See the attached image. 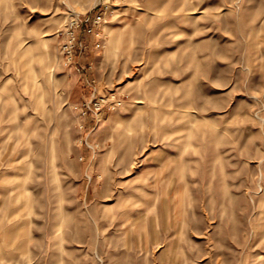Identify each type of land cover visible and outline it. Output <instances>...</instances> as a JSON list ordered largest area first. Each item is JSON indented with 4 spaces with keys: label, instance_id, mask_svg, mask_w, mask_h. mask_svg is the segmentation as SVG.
Returning <instances> with one entry per match:
<instances>
[{
    "label": "rangeland",
    "instance_id": "rangeland-1",
    "mask_svg": "<svg viewBox=\"0 0 264 264\" xmlns=\"http://www.w3.org/2000/svg\"><path fill=\"white\" fill-rule=\"evenodd\" d=\"M0 264H264V0H0Z\"/></svg>",
    "mask_w": 264,
    "mask_h": 264
}]
</instances>
